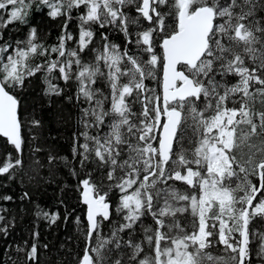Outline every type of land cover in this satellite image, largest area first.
Returning <instances> with one entry per match:
<instances>
[{"label": "snow or ice", "instance_id": "1", "mask_svg": "<svg viewBox=\"0 0 264 264\" xmlns=\"http://www.w3.org/2000/svg\"><path fill=\"white\" fill-rule=\"evenodd\" d=\"M33 7L63 17L57 43L28 24ZM9 25L28 26L26 38L5 39ZM109 27L123 47L106 31L93 44ZM0 41V137L16 153L0 158V176L25 167L26 81L41 74L49 97L64 94L58 81L77 89L72 156L103 170V179L88 172L78 181L87 223L77 264H252L253 253L264 264V231L253 223L264 222V0H0ZM60 162L70 163L49 150L50 175ZM33 163L29 180L45 166ZM4 211L7 238L15 223ZM35 215L60 218L39 205ZM32 236L26 254L37 264Z\"/></svg>", "mask_w": 264, "mask_h": 264}, {"label": "trees", "instance_id": "2", "mask_svg": "<svg viewBox=\"0 0 264 264\" xmlns=\"http://www.w3.org/2000/svg\"><path fill=\"white\" fill-rule=\"evenodd\" d=\"M28 24L37 28L38 35L46 45H53L57 43V38L62 33L63 17L52 19L47 15L46 10L33 7L28 17ZM77 25L76 19L69 22V31L73 35L77 34ZM3 31L5 39L23 40L27 36L28 26L9 25ZM105 31L112 43L123 47L125 42L123 33L111 27L97 29L93 44H100V35ZM70 43L71 46H75V42ZM128 47L131 49L132 46ZM160 75L158 73V76ZM57 83L65 89L64 94L59 97H49L44 94L46 85L43 76L39 73L37 77L29 78V81H26L27 87L20 90L21 113L25 124L23 129L25 167L14 170L16 172L14 179H8L7 175L0 176V195L13 197L11 201L0 200V209H4L3 214L15 223V226L10 228L7 238L0 234V264H32V261L27 259L26 253L28 246L34 242L33 232H39V237L35 241L38 248L37 264H77L78 257L83 254L87 206L82 203L77 185L79 179L88 172L92 173L94 179H103V170H97L94 161H89L86 167L81 166L79 158L72 156V137L79 127L80 114L79 102L75 99L77 89L72 82L68 85L63 81ZM150 86L157 88L158 92L162 91L157 81H152ZM33 117L41 120L40 128L31 125L30 121ZM32 137L35 139L33 140ZM37 147L41 151L35 152L34 149ZM49 150L59 156L67 157L70 161L68 165L63 162L58 163L54 175L49 174V166L46 163ZM9 152L13 156L16 155L6 138L0 137V158ZM34 160H39L45 166L39 169L38 176L29 180V176L34 175L32 170L36 168ZM72 169L76 170L77 175L72 174ZM24 192L29 193V198L21 199ZM117 197L116 190L110 192L109 198L114 206L118 202ZM36 205L50 213L59 212L60 218L52 224L37 217ZM77 217L80 220L79 224L76 222ZM144 223L151 224V218H145ZM253 223L258 231H264V222ZM110 227L111 225L106 227L104 232L107 233ZM141 228L142 226L138 227L134 232V235L140 238L143 236ZM256 243L258 244L259 241ZM17 246L25 251H16ZM212 251L223 253L222 246ZM252 264H261L260 257L255 253Z\"/></svg>", "mask_w": 264, "mask_h": 264}]
</instances>
